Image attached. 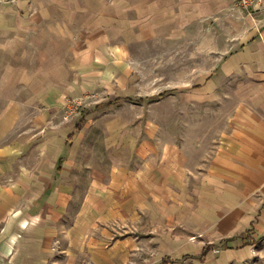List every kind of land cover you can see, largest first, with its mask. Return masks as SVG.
Instances as JSON below:
<instances>
[{
	"label": "crops",
	"instance_id": "crops-1",
	"mask_svg": "<svg viewBox=\"0 0 264 264\" xmlns=\"http://www.w3.org/2000/svg\"><path fill=\"white\" fill-rule=\"evenodd\" d=\"M157 40L196 56L164 62L196 73L175 86L194 128L116 110L156 101ZM198 243L185 257L264 261V0H0V264H176Z\"/></svg>",
	"mask_w": 264,
	"mask_h": 264
},
{
	"label": "rangeland",
	"instance_id": "rangeland-1",
	"mask_svg": "<svg viewBox=\"0 0 264 264\" xmlns=\"http://www.w3.org/2000/svg\"><path fill=\"white\" fill-rule=\"evenodd\" d=\"M151 43L152 41L146 40L142 44L138 45V48H140L143 51H148L151 49ZM160 43V46H159ZM164 40H157L156 44L160 49L158 51L157 57H152V55L146 56L142 55L141 58V64L139 65L141 69H143L141 72H139L140 75V89L139 91L142 93H150V94H156L157 99L156 101H146L144 104L139 105H132L131 103L125 102L120 103L118 108L116 110L123 111L125 114H136L137 112H140L141 114V127L146 126L147 123H149V117L156 118V121L153 120L151 122H155L161 127L162 129H166L168 131H177L185 127H196V117L198 114V111L201 109L200 106L196 104L192 105H186L185 103L181 102L182 95H185V91L182 90H188L192 91L193 95L196 94V89H192L189 87L187 88H181V86L177 87L175 89L176 85H181V83H184L186 81H189L190 79L196 80V73L191 72H182L179 70L180 66H177L176 68L179 71H166L164 62L170 61L173 59L172 65H177L179 62L181 63H196V56H193L191 54L189 55H183L180 56L181 50L177 51V55H165L164 50H171L172 45L166 44ZM132 45L130 44L129 48L131 49ZM146 47V50H145ZM172 56V57H171ZM152 58L153 63L151 64L149 68V61ZM161 61V62H160ZM159 66V67H158ZM157 67V68H155ZM166 93V94H165ZM165 94V96H163ZM163 96V97H162ZM160 97V98H159ZM84 106L81 107L83 109ZM80 109V110H81ZM211 112V110L206 111V113ZM126 138V137H125ZM182 229L179 227L178 230L167 231V232H161V237L163 238H170L168 241H172V239L175 237V235L180 236L182 235ZM160 238V237H158ZM205 245L209 241H204ZM179 243V242H174ZM218 244H221V242H218ZM203 243H198L197 245L191 244V247H183L179 249H173V256L176 258L178 255H182V257H185L187 254H196L200 253L203 249V246H205ZM224 246V245H223ZM223 246L221 248H223ZM236 252V251H234ZM235 255L232 256L231 253L226 251V249H220L217 252L210 251L207 254L206 261H202L201 259L197 258H189L185 257L184 261L182 263H176V264H235L233 263L235 260ZM243 260L242 263L245 264V262H248L246 259ZM249 263V262H248ZM247 263V264H248ZM252 264H264V261L262 262H254Z\"/></svg>",
	"mask_w": 264,
	"mask_h": 264
},
{
	"label": "built area",
	"instance_id": "built-area-1",
	"mask_svg": "<svg viewBox=\"0 0 264 264\" xmlns=\"http://www.w3.org/2000/svg\"><path fill=\"white\" fill-rule=\"evenodd\" d=\"M241 6L244 8H251L257 0H236ZM95 94H87L84 96H78V97H66L63 107L65 108V119L70 120L75 113H77L82 106L85 105L86 101L92 97H94ZM88 264H95L93 262H89Z\"/></svg>",
	"mask_w": 264,
	"mask_h": 264
},
{
	"label": "trees",
	"instance_id": "trees-1",
	"mask_svg": "<svg viewBox=\"0 0 264 264\" xmlns=\"http://www.w3.org/2000/svg\"><path fill=\"white\" fill-rule=\"evenodd\" d=\"M164 95V94H163ZM212 247H214L212 244L211 245H208V246H206V250H209V249H211Z\"/></svg>",
	"mask_w": 264,
	"mask_h": 264
}]
</instances>
